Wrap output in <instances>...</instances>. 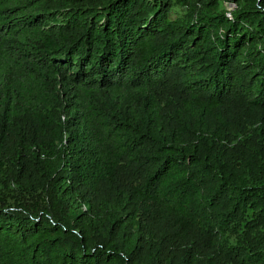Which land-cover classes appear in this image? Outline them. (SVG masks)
I'll use <instances>...</instances> for the list:
<instances>
[{"label":"trees","instance_id":"trees-1","mask_svg":"<svg viewBox=\"0 0 264 264\" xmlns=\"http://www.w3.org/2000/svg\"><path fill=\"white\" fill-rule=\"evenodd\" d=\"M0 264H264V0H0Z\"/></svg>","mask_w":264,"mask_h":264},{"label":"rangeland","instance_id":"rangeland-1","mask_svg":"<svg viewBox=\"0 0 264 264\" xmlns=\"http://www.w3.org/2000/svg\"><path fill=\"white\" fill-rule=\"evenodd\" d=\"M228 8H232V7H234V5L233 4H225ZM178 11H180V9L178 8L177 9ZM180 12H182V9H181V11ZM63 12L62 11H57V12H50L49 14H47L46 16L48 17V19H50V18H52V17H55L56 18V21L57 22H60L62 19H63ZM60 20V21H59Z\"/></svg>","mask_w":264,"mask_h":264}]
</instances>
